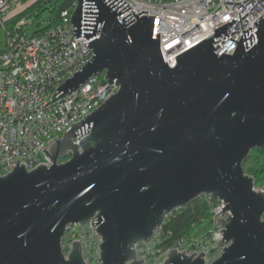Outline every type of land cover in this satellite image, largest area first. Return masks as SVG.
Here are the masks:
<instances>
[{"label":"water","instance_id":"water-1","mask_svg":"<svg viewBox=\"0 0 264 264\" xmlns=\"http://www.w3.org/2000/svg\"><path fill=\"white\" fill-rule=\"evenodd\" d=\"M73 36L93 54L55 89L54 99L105 70L118 86L97 108L42 147L50 163L0 175V264H86L69 224L91 219L100 264H143L135 245L164 217L201 194L222 199L220 254L209 264H264V190L243 169L264 147V12L238 40L213 33L175 55L159 50L157 15L125 0H72ZM236 41L214 52L212 36ZM225 50V49H224ZM88 131V132H87ZM76 132L82 136L73 141ZM65 158V159H64ZM158 264H205L202 253L170 248Z\"/></svg>","mask_w":264,"mask_h":264},{"label":"built area","instance_id":"built-area-1","mask_svg":"<svg viewBox=\"0 0 264 264\" xmlns=\"http://www.w3.org/2000/svg\"><path fill=\"white\" fill-rule=\"evenodd\" d=\"M18 0H0V24L5 26V15ZM134 13L157 15L155 33L159 32V50L169 66L176 63L175 55L213 33L216 27L229 22L224 31L238 40L249 25L264 12V0H125ZM74 7V6H73ZM73 9V8H72ZM241 18L242 28L239 20ZM63 9L57 23L38 35L27 33L24 25L30 20L23 15L6 30V39L0 49V175L10 171L16 159L30 169L40 163L49 164L45 149L49 140L58 137L86 114L97 108L118 86L108 82L105 70L92 74L72 90L51 95L73 72L93 54L84 35L74 37L70 15ZM212 36L214 52L232 53L236 41L223 31ZM225 49V50H224ZM88 132V131H87ZM87 132H76L74 142ZM224 205L217 199L211 207L212 227L195 238L181 237L168 248L157 245L160 233L148 242L135 245L137 257L143 264H158L170 248L187 254L202 253L205 264L211 263L221 252L216 244L221 239V226L215 222L218 216H227L228 210L216 214ZM62 248L69 251L71 242L79 240L86 264H100L99 242L91 219L84 224H69L62 237ZM65 253V254H66Z\"/></svg>","mask_w":264,"mask_h":264},{"label":"trees","instance_id":"trees-1","mask_svg":"<svg viewBox=\"0 0 264 264\" xmlns=\"http://www.w3.org/2000/svg\"><path fill=\"white\" fill-rule=\"evenodd\" d=\"M73 6L72 0H33L20 11L6 18L4 29L8 30L18 18L27 15L36 25L30 34L38 35L44 28L58 22L61 10H72ZM243 167L252 175L254 184L258 178L264 179V147L252 148L243 161ZM213 205L214 202H208L207 196L201 194L187 204L171 210L158 228L160 237L157 245L165 249L181 237H191L192 229L196 225L211 219Z\"/></svg>","mask_w":264,"mask_h":264},{"label":"rangeland","instance_id":"rangeland-1","mask_svg":"<svg viewBox=\"0 0 264 264\" xmlns=\"http://www.w3.org/2000/svg\"><path fill=\"white\" fill-rule=\"evenodd\" d=\"M33 0H18L15 2V4H13L9 11L2 16V19H6L12 15H14L15 13H17L18 11H20L21 9H23L25 6H27L30 2H32ZM36 27L35 23L31 20H29L25 25L24 28L27 31V33H31L34 28ZM5 39H6V33H5V29L4 27L0 24V49L3 48L4 44H5ZM65 159V158H64ZM252 162V159L251 161ZM244 171L246 173H248L245 170V167H243ZM249 174V173H248ZM251 175V174H250ZM252 176V175H251ZM257 188L259 189H263L264 190V179L263 178H258L257 182H255L254 184ZM212 218V215H211ZM212 227V223H211V219L210 220H205L201 223H199L198 225H196L191 232V238H195L199 235H201L204 232H207L209 230V228ZM64 253H66V249L63 248Z\"/></svg>","mask_w":264,"mask_h":264}]
</instances>
